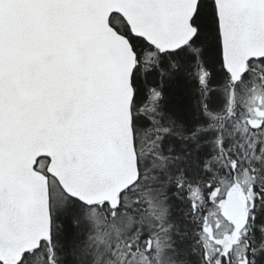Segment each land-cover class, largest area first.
<instances>
[{
  "label": "snow or ice",
  "instance_id": "6c2138e0",
  "mask_svg": "<svg viewBox=\"0 0 264 264\" xmlns=\"http://www.w3.org/2000/svg\"><path fill=\"white\" fill-rule=\"evenodd\" d=\"M0 264H264V0H0Z\"/></svg>",
  "mask_w": 264,
  "mask_h": 264
}]
</instances>
